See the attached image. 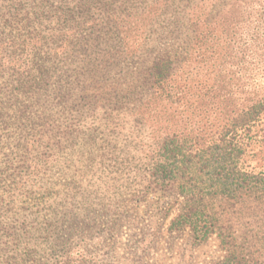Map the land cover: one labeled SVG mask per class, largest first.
<instances>
[{
  "label": "trees",
  "instance_id": "obj_1",
  "mask_svg": "<svg viewBox=\"0 0 264 264\" xmlns=\"http://www.w3.org/2000/svg\"><path fill=\"white\" fill-rule=\"evenodd\" d=\"M263 60L264 0H0V264H45L46 247L63 251L94 220L99 200H87L85 188L69 197L68 185L53 192L47 173L104 148L100 127L114 114L140 115L156 102L161 118L168 84L179 94L174 132L163 128L173 161L186 145L197 155L236 138L233 147L250 145L252 123L264 129L262 105L252 101L240 127V114L225 115L202 137L215 120L208 76L250 79L251 61L258 69ZM203 199L190 191L171 226L223 230L204 215ZM217 235L225 245L235 238Z\"/></svg>",
  "mask_w": 264,
  "mask_h": 264
},
{
  "label": "rangeland",
  "instance_id": "obj_2",
  "mask_svg": "<svg viewBox=\"0 0 264 264\" xmlns=\"http://www.w3.org/2000/svg\"><path fill=\"white\" fill-rule=\"evenodd\" d=\"M171 47H174L172 43L168 48ZM257 62L259 70L251 61L250 79L225 72L208 76L210 82L215 81L210 86L214 84L212 93L216 97L207 110L215 120L209 122L213 126L206 128L203 138H208L211 130H217L225 115L240 114L235 124L240 127L246 122L244 112L250 101L261 103L264 113V60ZM164 93L161 118L155 116L156 102L153 109H140V115L114 114L110 126L100 127L99 136L106 139L104 148L89 158V155L81 156L83 164L67 156L71 166L47 173L55 187L53 192L57 187L68 185L65 193L72 194L75 190L83 195L85 188L89 192L87 200H99L102 207L94 220H85L83 229L69 246L61 248L63 251L51 255V248L46 247L41 252L45 264L59 261L62 264V255L69 264H254L256 261L264 264V154L259 152V144L264 143V129L260 127L261 120L257 126L250 122L252 139L248 146L233 147L239 141L236 138L232 145L220 144L221 148L212 154L197 155L186 145L173 161L162 147L163 128L168 126L174 132L178 110L174 100L179 94L171 84ZM160 126L161 131H158ZM164 162L167 174L161 175ZM96 186L103 189L92 191ZM190 191L198 198L204 196L201 200L204 206H200L206 211L204 215L212 213L218 217V225L223 230H217L216 226L205 229L203 222L195 233L186 225L171 226ZM219 231L234 236L233 243L225 245L217 235ZM255 257L256 260H251Z\"/></svg>",
  "mask_w": 264,
  "mask_h": 264
}]
</instances>
